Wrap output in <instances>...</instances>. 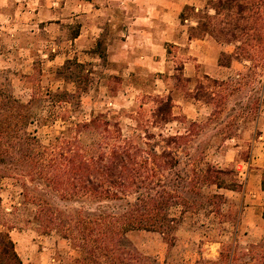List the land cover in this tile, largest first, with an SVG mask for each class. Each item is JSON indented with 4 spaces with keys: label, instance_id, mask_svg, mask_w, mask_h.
<instances>
[{
    "label": "rangeland",
    "instance_id": "374dc122",
    "mask_svg": "<svg viewBox=\"0 0 264 264\" xmlns=\"http://www.w3.org/2000/svg\"><path fill=\"white\" fill-rule=\"evenodd\" d=\"M207 2L0 0V89L22 103L35 96L30 132L37 127L36 136L46 140L104 115L120 122L125 138L177 160L163 178L185 202L182 217L181 207L172 211L181 217L175 246L168 250L158 233H127L141 254L158 263L215 260L236 235L238 254L264 241V67L234 59L222 67L218 59L233 53V45L210 37L188 40L195 13ZM144 18L158 34L153 44L147 37H122L130 36L132 21ZM166 99L172 108L155 117ZM165 115L173 119L162 124ZM176 136L183 139L164 142ZM208 167L219 171L211 173L212 182L222 188L202 180ZM22 195L17 180L1 181L0 230L2 224L15 227L9 234L22 263L74 264L68 241L25 223L32 207L19 206Z\"/></svg>",
    "mask_w": 264,
    "mask_h": 264
},
{
    "label": "trees",
    "instance_id": "16d2710c",
    "mask_svg": "<svg viewBox=\"0 0 264 264\" xmlns=\"http://www.w3.org/2000/svg\"><path fill=\"white\" fill-rule=\"evenodd\" d=\"M195 16L189 40L210 37L234 46L233 53L221 54L220 66L229 68L234 59L264 67V0H208L205 11ZM179 18L187 21L183 12ZM222 57L228 61L223 63ZM34 99L22 103L0 89V183L4 179L20 183L23 200L19 206L32 207L25 223L36 225L43 236L55 233L68 241L75 252L74 264H165L141 254L127 240V233H158L168 250L175 246L186 210L185 202L163 182L165 172L178 164L172 153L145 150L136 139L124 137L119 121L104 115L43 140L36 136L37 127L29 131L37 117L33 116ZM158 105L157 118L172 108L169 99ZM159 119L167 124L173 118ZM44 125L39 120V126ZM182 137H168L164 142L175 143ZM218 172L208 167L202 180L222 188L212 182L211 173ZM179 207L181 217L176 218L172 211ZM1 226L0 264H23L9 234L15 227ZM237 251L236 235L217 259L199 256L185 264H264V241L249 245L241 254Z\"/></svg>",
    "mask_w": 264,
    "mask_h": 264
},
{
    "label": "crops",
    "instance_id": "0c3cea01",
    "mask_svg": "<svg viewBox=\"0 0 264 264\" xmlns=\"http://www.w3.org/2000/svg\"><path fill=\"white\" fill-rule=\"evenodd\" d=\"M151 25H152V21L148 20L146 18H144V20H142V22H139L138 20L137 21H132L131 24H129L130 36H128V35L126 36L125 35V36H122V37H125L126 40H130V39L134 40L136 38H137L136 40H139V39L141 40V38H146L147 37L146 39H148L151 42V44H153V42L156 41L154 34L155 35H158V34L156 32H153L154 30L150 28V27H152ZM134 33H137V34H134ZM165 41L168 42V40H165ZM189 41L192 42L193 40H189ZM120 42L121 43L123 42L122 39L120 40ZM108 48H109V46H108ZM151 49H152V53L154 51H156L155 48H153V47H151ZM105 52L108 54V50L107 49H106ZM153 55H155V53ZM157 55H162V52L160 51L159 53H157Z\"/></svg>",
    "mask_w": 264,
    "mask_h": 264
}]
</instances>
